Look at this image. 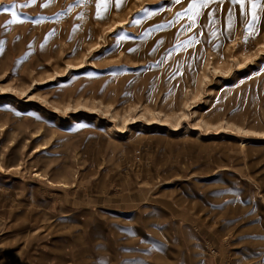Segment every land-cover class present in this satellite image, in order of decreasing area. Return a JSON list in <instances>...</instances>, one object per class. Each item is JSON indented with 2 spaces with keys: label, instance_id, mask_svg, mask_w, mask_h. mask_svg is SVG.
Returning a JSON list of instances; mask_svg holds the SVG:
<instances>
[{
  "label": "rangeland",
  "instance_id": "rangeland-1",
  "mask_svg": "<svg viewBox=\"0 0 264 264\" xmlns=\"http://www.w3.org/2000/svg\"><path fill=\"white\" fill-rule=\"evenodd\" d=\"M43 2L0 0V264H264V16Z\"/></svg>",
  "mask_w": 264,
  "mask_h": 264
},
{
  "label": "snow or ice",
  "instance_id": "snow-or-ice-1",
  "mask_svg": "<svg viewBox=\"0 0 264 264\" xmlns=\"http://www.w3.org/2000/svg\"><path fill=\"white\" fill-rule=\"evenodd\" d=\"M37 0H29L30 4H35ZM104 2V8L105 11H107L108 8V0H103ZM174 3L179 4L181 0H173ZM226 0H190L188 3V6L183 9L182 13H177V18H182L183 16H187L190 23L185 27V30H190L191 28L197 26V21L201 16L204 15L203 9L208 8L210 4H217L222 6ZM53 3V0H44L43 3H41V7H48ZM81 3H87V0H76V5L79 6ZM123 3V0H116V7H120ZM227 3L230 5V7L227 10L226 19L228 21V26L231 28L233 26V22L237 18V7L239 6V19L241 22L244 23L246 30H250L251 32H258V25L261 21V16H264V0H227ZM28 5H21L20 7H26ZM12 9H16L17 5L14 3L11 5ZM97 7L99 8L100 5L97 4ZM8 9L6 8L5 11ZM70 10V9H69ZM218 11V9H213L211 12L208 13V22L204 25H201V27H210L214 26L217 22V17L215 13ZM151 15V13H149ZM97 18L103 19L104 16L102 13L97 12ZM44 17H41L40 19L33 20L32 23L34 24H40L44 21ZM17 17L15 12H13V19L8 21L9 24L17 23ZM20 23H23L24 21H19ZM139 21H135V23H138ZM215 35V32L212 33ZM119 39L123 40L124 37L120 36ZM189 42H198L195 37L190 38ZM2 41H0V45H2Z\"/></svg>",
  "mask_w": 264,
  "mask_h": 264
}]
</instances>
